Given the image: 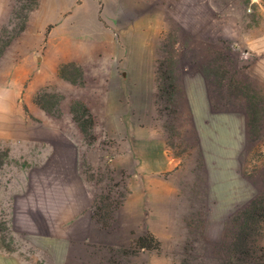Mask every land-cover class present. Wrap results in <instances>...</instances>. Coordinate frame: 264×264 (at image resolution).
<instances>
[{
	"label": "rangeland",
	"instance_id": "1",
	"mask_svg": "<svg viewBox=\"0 0 264 264\" xmlns=\"http://www.w3.org/2000/svg\"><path fill=\"white\" fill-rule=\"evenodd\" d=\"M25 6L0 0L1 244L26 264H217L229 216L264 192V78L248 75L264 58V0ZM103 41L110 56L90 53ZM71 58L101 81L59 77ZM160 63L173 108L156 96ZM42 88L98 98L96 137L65 110L48 116L34 103ZM108 188L121 204L103 227L92 214ZM149 235L159 247L135 251Z\"/></svg>",
	"mask_w": 264,
	"mask_h": 264
},
{
	"label": "trees",
	"instance_id": "2",
	"mask_svg": "<svg viewBox=\"0 0 264 264\" xmlns=\"http://www.w3.org/2000/svg\"><path fill=\"white\" fill-rule=\"evenodd\" d=\"M25 2L27 11H31L37 5L38 0H25ZM24 28L25 24H23L22 30ZM90 53L94 55H102L103 53L108 57L111 54L110 43L103 41L95 44L90 47ZM168 73L167 66L160 63L158 66L156 96L166 104V107L173 108L177 105L178 90L175 79ZM57 74L74 87L84 84L89 77L94 82L99 83L101 81L98 76L88 75L75 58L62 62L58 66ZM34 103L48 116L56 118L58 121L60 120V113L65 110L71 115L77 130L81 134L91 135L92 138L96 137L92 136L91 131L99 123L102 115V103L98 98L86 92L75 96H66L63 93L51 92L46 88H42L36 91ZM259 103L260 100L254 96L248 102V112L252 119L256 120L260 114ZM24 110L27 111L26 106H24ZM111 191L112 188H108L94 203L92 217L103 227L111 225L114 212L121 204L120 201L116 202V200L111 199ZM228 220L231 233L224 247V255L217 264H264L263 247L259 243V238L264 234V192L254 195L244 206L231 214ZM1 226L2 222L0 221V233L4 229ZM154 242L155 244H152ZM133 245L135 251L145 248L155 249L159 247V241L153 235L142 236L136 239ZM0 249L12 251L11 248L1 244V238Z\"/></svg>",
	"mask_w": 264,
	"mask_h": 264
},
{
	"label": "crops",
	"instance_id": "3",
	"mask_svg": "<svg viewBox=\"0 0 264 264\" xmlns=\"http://www.w3.org/2000/svg\"><path fill=\"white\" fill-rule=\"evenodd\" d=\"M248 75L249 78H264V58L248 68ZM0 264H26V260L22 259L17 252L0 249Z\"/></svg>",
	"mask_w": 264,
	"mask_h": 264
},
{
	"label": "built area",
	"instance_id": "4",
	"mask_svg": "<svg viewBox=\"0 0 264 264\" xmlns=\"http://www.w3.org/2000/svg\"><path fill=\"white\" fill-rule=\"evenodd\" d=\"M254 1V0H253Z\"/></svg>",
	"mask_w": 264,
	"mask_h": 264
}]
</instances>
